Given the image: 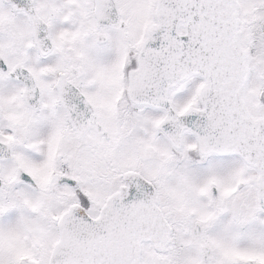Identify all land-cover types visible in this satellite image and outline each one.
<instances>
[{
  "label": "snow or ice",
  "instance_id": "6c2138e0",
  "mask_svg": "<svg viewBox=\"0 0 264 264\" xmlns=\"http://www.w3.org/2000/svg\"><path fill=\"white\" fill-rule=\"evenodd\" d=\"M0 264H264V0H0Z\"/></svg>",
  "mask_w": 264,
  "mask_h": 264
}]
</instances>
